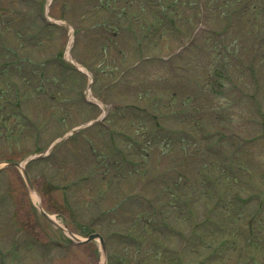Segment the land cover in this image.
<instances>
[{"label": "rangeland", "instance_id": "374dc122", "mask_svg": "<svg viewBox=\"0 0 264 264\" xmlns=\"http://www.w3.org/2000/svg\"><path fill=\"white\" fill-rule=\"evenodd\" d=\"M238 4L56 0L48 9L63 27L41 29L37 0H0V164L47 151L72 126L84 128L111 102L116 108L107 125L82 129L58 144L53 158L29 163L49 213L81 238L88 225L100 230L108 254L98 239L76 243L46 219L21 170L8 165L0 170L5 264H264V141L257 138L264 133V56L254 62L259 79L246 67L264 26L252 11L260 0H252L251 12L227 27L228 8ZM169 8L176 9V27L166 19ZM221 29L224 34L215 31ZM194 30L196 45L184 49ZM77 32L69 54L96 73L93 88L90 70L83 76L66 63L72 74L58 81L63 78L53 59L65 53L69 61L66 51ZM44 59H51L46 72L36 67L45 66ZM83 91L97 106L87 107ZM148 112L161 114L162 126ZM23 114L42 126L41 144ZM108 129L123 131L116 137L125 148L126 134L144 142L143 153L133 149L130 156L141 161L138 168L122 170L119 155L107 152ZM238 133L253 142L242 143ZM86 173L91 178L75 185Z\"/></svg>", "mask_w": 264, "mask_h": 264}, {"label": "trees", "instance_id": "16d2710c", "mask_svg": "<svg viewBox=\"0 0 264 264\" xmlns=\"http://www.w3.org/2000/svg\"><path fill=\"white\" fill-rule=\"evenodd\" d=\"M241 0H239V2H240ZM251 2L252 1H250L249 3H248V5L247 6H251ZM260 6H257V7H255L254 9H252V11H253V14H254V16L255 17H257L260 13H263L264 12V0H261L260 1V4H259ZM236 6H231V7H229L228 8V10H231V9H233V8H235Z\"/></svg>", "mask_w": 264, "mask_h": 264}, {"label": "water", "instance_id": "95a60500", "mask_svg": "<svg viewBox=\"0 0 264 264\" xmlns=\"http://www.w3.org/2000/svg\"><path fill=\"white\" fill-rule=\"evenodd\" d=\"M15 164L20 165V163H15ZM25 174H26V177H27L28 182L30 183V180H29V177H28L26 171H25ZM97 236H100V234L99 233H92V234L89 235V239H92V238L97 237ZM100 237H101V241H102L103 247H105L104 239H103L102 236H100Z\"/></svg>", "mask_w": 264, "mask_h": 264}]
</instances>
